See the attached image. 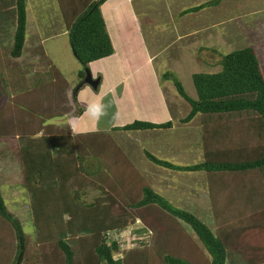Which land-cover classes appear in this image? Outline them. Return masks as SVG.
<instances>
[{"label": "trees", "instance_id": "trees-1", "mask_svg": "<svg viewBox=\"0 0 264 264\" xmlns=\"http://www.w3.org/2000/svg\"><path fill=\"white\" fill-rule=\"evenodd\" d=\"M56 1L71 49L81 65V81L89 63L114 52L100 10L103 0ZM219 2L212 0L188 11ZM26 30V0H0V168L7 160L21 166L17 183L31 194L36 228V236L31 239L18 216L8 209L0 189V264H264L261 247L245 246L258 252L248 259L242 248L241 254L227 242L228 225L243 224V212L247 211L218 212L227 201L223 192L230 196L237 189L247 195L246 201L258 203L264 211V74L252 45L223 55L219 72L194 73L195 99L176 76L164 74L191 106L183 123L201 114L219 124L218 129L208 124L205 127V136L212 138L213 144L208 139L205 142L204 161L177 165L146 152L152 163L164 168L207 173L217 225L213 230L197 214L155 192L111 132L71 135L70 128L50 123L65 115H79L83 109L71 103L69 82L46 58L41 46L36 50L49 65L48 79L12 93L17 82H11L8 70L19 66ZM247 121L257 131L258 146L251 145V131L240 129ZM167 127L170 123L134 121L119 128L134 131ZM12 141L19 143L15 149ZM222 175H238L237 185L224 181L228 191L219 189ZM0 181H7L2 174ZM89 187L103 192L93 203L83 198ZM134 218H141L152 230L151 246L120 250L111 239V231L126 228ZM261 230L264 232V223Z\"/></svg>", "mask_w": 264, "mask_h": 264}, {"label": "crops", "instance_id": "crops-1", "mask_svg": "<svg viewBox=\"0 0 264 264\" xmlns=\"http://www.w3.org/2000/svg\"><path fill=\"white\" fill-rule=\"evenodd\" d=\"M28 1L29 0H26L27 9ZM209 1L212 0H103L100 5V10L111 38L114 52L112 55L93 61L88 65L93 77H99L100 79L96 89L86 84L79 89L76 87L73 91L72 94L76 100V105L83 109L82 113L79 115L72 114L62 116V123L56 125L70 128L71 135L91 132H111L113 136L114 132L115 141L121 147L125 141H128V138L122 135L125 134L124 132H129L133 137L132 140L135 141V151L137 152L138 148L141 147V154L139 155L138 152L136 158L137 162L131 159L135 167L137 168L136 165L139 164L150 167L158 172L160 175L158 178H153V181H163V179L166 178L168 182L170 178V180L174 182L176 181L174 178H180V180H182L184 177H194V180L191 179L188 184H192L193 180V183L196 182L197 185L195 188L193 187L192 189V186L189 185L185 188L186 186H184L182 182L180 185L185 188L186 198L191 199L190 193L194 192V194L192 193V197L201 198V201L207 200L211 207L210 214H213L212 220L214 228L216 229L217 225L214 219V209L211 203L210 178L205 171H176L146 162L149 160L146 157V152L154 156L156 155L153 153L159 155L165 153L164 155L171 158L164 156H162L163 158L161 156L156 157L177 165H191L186 162L193 156L190 151V146L187 145L189 148L183 152L178 149L174 150L171 146L172 144H169L173 142L164 135L163 131L169 132L177 129L182 137H189L190 131L193 133L191 142L193 143L192 146H194L195 133L199 131V127L195 124V120L197 118L200 120L202 115L197 114L190 122H182V119L189 113L191 106L189 109V103L177 93L173 82L164 78V74L171 73L177 77V75L184 70V67L191 68L189 73L192 75L199 72H219L221 70V59L223 55L222 44L224 38L222 39V36L224 35L223 30L226 29L224 25L226 22L232 21V17L222 19L220 16L221 6L225 3L234 1H240L243 6L247 5V1L245 2L244 0H220L216 5H207L198 10L188 11L193 7L200 6ZM256 1H259L257 7L252 8L249 12L252 15H255V13L256 15L260 14L261 6H264V0ZM262 11L264 12V10ZM224 12L228 14V8L224 9ZM240 14L244 16L243 18L249 16L245 10H242ZM31 21V19L29 21L27 15L25 52L17 63L24 57H28L29 60L34 63L40 61V59L46 61V59L39 57L40 50H36L41 46L46 58L63 74L62 67H64L65 63H61L60 60L49 55L51 47L45 49L43 46L44 43L53 41L59 37H63L64 45L62 49L65 48L67 42L69 45L63 19V28L61 27L60 21L55 22V24H57V22L59 24L60 33H50L42 36L39 29H42L43 26L37 24V29L35 23H31ZM32 27L35 28V33H32ZM236 31L237 29H235V32ZM228 43L230 44L225 46L231 49L232 40ZM62 52L68 61H75L74 67L78 69L80 63L74 56L71 46L69 45V47L63 49ZM204 53L207 55H216V53H218L220 55V60L210 59L206 56L203 57ZM57 63H60L62 66ZM19 66H21L19 70H17L18 77L21 78L19 80L21 83H28V85H30L29 87L37 85L46 79L44 76L45 74L43 75L42 72L41 74L35 72V75H33V77L30 75V78L26 75L23 76L26 70L22 65ZM9 73L12 83L19 81L10 71ZM35 78H38L39 81H36ZM70 92L71 88L69 85L67 91L69 97ZM191 94L192 95L189 96L195 99L196 95L193 93ZM182 99L185 101L184 104L180 103ZM105 101L112 105L113 112L107 127L104 128V126L100 124L103 116L99 120H96L90 116L88 109L90 105L97 103L105 106ZM206 120L208 123H206ZM134 121H144L155 124L170 123V127L134 130L133 132L131 130H121L119 128ZM50 123H52V121H50ZM207 124L214 129L219 128V124L215 119H209L205 116L202 125L204 135L207 134L205 130ZM115 128L116 130H114ZM139 133L140 137H138ZM137 139L139 140L138 142ZM258 139V137L257 139L254 138L251 145H260L257 142ZM11 144L13 145H11L13 149H15V146L19 145L16 141H12ZM166 145H169L166 148L168 150H163ZM124 146L122 148H125ZM160 146H162V150H159ZM202 161H204V159L192 164ZM182 174L184 175L182 176ZM232 178L231 180L234 182V185H237L236 178L238 180V175H234ZM165 185L166 184L162 185V189H158V186L154 187L152 184H150V187L171 203L175 204L174 194L171 193L174 189L170 188L168 190ZM217 186L219 189L228 191L226 187L219 185V183H217ZM234 188L236 189V187ZM178 189L180 188L178 187ZM223 193L228 201L232 197L235 200H245V198H247V195H245L243 191H239V189L232 191L230 196H227L225 192ZM101 195H103V192L95 195L93 202ZM14 196L16 197L17 195L14 193ZM183 197L185 196H182V200H177V204L183 203ZM87 198H89V196L85 197L86 202ZM233 202L236 207L235 209H231L228 205L223 204L222 207L224 209L218 212L222 215L223 213L243 212L241 207H239L234 200ZM178 207L195 214L199 212L197 209H192L188 206L186 208L178 205ZM244 211H249L247 212L249 215L246 217L243 224L242 222L228 223L227 242L232 246H236L241 254L242 248L248 256V259H250L252 255L258 252L248 250L245 246L255 249L261 247V249H264V232L261 230V225L264 223L261 221V219H264V211L261 212L258 203H253L252 205L248 203ZM260 252L261 255L264 256V250Z\"/></svg>", "mask_w": 264, "mask_h": 264}, {"label": "rangeland", "instance_id": "rangeland-1", "mask_svg": "<svg viewBox=\"0 0 264 264\" xmlns=\"http://www.w3.org/2000/svg\"><path fill=\"white\" fill-rule=\"evenodd\" d=\"M243 1V0H242ZM245 2L247 1V5H241L242 3L240 1H234V2H228L225 3L221 6V17L222 19L228 18V17H232L231 20L229 22H226V24L224 25V28H226L225 30H223L224 35L222 36L223 39V44H222V54L225 55L228 52L235 50V49H240L243 48L245 46H249L252 45L254 47V50L259 58V62L261 65V69L262 72L264 74V12L262 10H264V6H261V13L257 14L255 13V15L250 14L249 12L251 11L252 8L257 7L259 1L256 0H244ZM253 4V5H252ZM229 10V13L226 14V12H224V9ZM27 15L30 19L32 20L31 23H35L36 28L38 29V25L43 26L42 29H39V31L41 32V36L42 35H47L50 33H60L59 31V24L57 22V24H55L56 21H60L61 27L63 28V24H62V14H61V10L57 4L56 0H29L28 1V9H27ZM242 10H245V12L249 15L247 16V18H243L244 16L240 14V12ZM226 26V27H225ZM235 29H237V31L235 32ZM35 28L32 27V33H35ZM233 32V34H232ZM232 40V47L231 49H228L225 45H229L230 43H228L229 41ZM57 44H55V43ZM228 43V44H227ZM63 37H59L53 41H49L47 43H44L43 46L44 48H50L51 47V52H49V55H51L52 57H54L55 59H58L61 61V63H65L64 67H62V71H63V76L66 78V80L69 82L70 88H71V92H70V101L73 105H76V100L74 99V95L72 94L73 91L76 89V87L79 85V83L81 81H79L78 78V71L81 69V66L79 65L78 69H75V61L72 60L68 61L66 59V57L63 55V49H65L66 47L68 48V42L65 46V48L62 49L63 47ZM72 53V52H71ZM73 55V54H72ZM222 55V56H223ZM208 57L210 59H215V60H220V55L218 53H216V55L213 54H203V57ZM20 62V63H19ZM19 65H22L26 71L24 72L23 76L26 75L27 77L30 78L33 77V75H35V72L38 74H41V72L43 73V75L46 77V79H48L47 73H48V68L49 65L48 63H46V61H44L43 59L36 63L31 62L29 60L28 57H24L21 61H19ZM51 62V61H50ZM58 65L62 66L60 63H57ZM21 66H16V68H12L11 71L8 70V72L10 71L16 79H21L18 77V73L17 70H19ZM80 68V69H79ZM14 69V70H13ZM191 70V68H187L184 67V70L180 72L179 75H177V78L181 81L185 91L187 92L188 95H192L191 93L196 95V91H195V87L193 85L192 82V74L189 73V71ZM74 73V76H73ZM36 81H39L38 78H35ZM36 83V82H34ZM33 83V84H34ZM28 86V87H27ZM30 85H28V83L26 82H20L17 81V84H14V88L12 93L14 92H18L22 89L25 88H29ZM73 95V96H72ZM182 104L185 103V101L180 102ZM105 114L103 115L102 119H101V126L107 127L108 121L110 120V117L112 115V105L109 104V102L105 101ZM188 107L190 109V105L188 104ZM250 122V121H249ZM249 122H244L241 124L240 129L244 130V131H251V135L252 137H254L255 139H257V136L254 135L255 132H257L256 130H253V128H251L249 126ZM52 123L56 124H60L62 123V117L61 118H55L52 120ZM251 123V122H250ZM195 124L199 127L198 128V132L195 133V143L194 146H192V142H191V136L193 135L192 132L189 131V137H182L179 130H173V131H163L164 135L170 139L173 143H169L172 144L171 146L173 147L174 150L178 149L179 151L183 152L186 151L187 148H189L187 145L190 146V151L191 154H193V156L190 157L189 161H186L188 164H192L195 162H198L199 160H203L205 159V154H206V148H205V142L207 141V137L204 135L203 133V115L201 116L200 120L199 118H197L195 120ZM252 124V123H251ZM61 128H64V126H60ZM201 127V128H200ZM202 129V130H201ZM236 129V128H235ZM133 132V131H132ZM125 134L122 136L127 137L128 141L123 144V146L125 148H122L118 143V146L122 149L123 153L131 160H135V162H137L136 158L138 156V152L139 155L141 154V147L138 148V151H135V141L132 140V136L131 134H129V132H124ZM229 134H232V131H229ZM140 137V133L139 136ZM113 139L114 138V132H113ZM212 139V138H211ZM208 139V142L210 141V144H213L212 140ZM233 140L234 137L232 138ZM102 142L105 140V137H101ZM139 140L137 139V142ZM169 145H166V147L163 149L162 146L159 147V150H168L166 149ZM194 147V148H193ZM145 148V147H144ZM156 156H164V157H168L171 158L167 155H164L165 153L159 155L156 153H153ZM131 157V158H130ZM163 158V157H162ZM194 158V159H193ZM131 160V161H132ZM145 160V158H144ZM146 161V160H145ZM146 162L151 163V161L147 160ZM137 168L140 170L141 174L144 176L146 182L150 185L152 184L154 187L158 186V189H162V185L166 184L165 187L166 189H170L173 188V193L174 194V205L178 206H183L186 207L187 206L189 208L192 209H197L199 212L197 213L198 217L200 219H202L203 221H205L210 227H212V229L214 228V223L212 220V215L210 214V204L207 202V200H202L201 198H196V197H192V193L194 194V192H191V199L190 198H186V193L184 191L185 188H187V186H192L195 188L196 182L193 183L194 177H184V179L180 180L174 178V182H172L169 178V183L167 182V179L164 178L163 181H153V178H158V176L160 175L158 172H156L155 170L151 169L150 167H146L143 165H136ZM20 169L21 166L17 163L14 162L13 160L10 161H6L4 162V165L0 168V174H2L3 176L6 177V182L2 183L0 181V189L4 195V198L6 199V203L8 206V209L12 212L15 213L18 218L21 220L22 224H23V228L25 230V233L28 234V236L31 237V239H34V237L36 236V228L33 227V223H32V218H33V213L31 212V208H30V204L32 201V197L31 194L25 190H22L20 188V186L17 183V179L20 176ZM144 173H143V172ZM184 174H182L183 176ZM208 176V175H207ZM209 177V176H208ZM192 180V184H188V182ZM221 186H223L224 181H226V183H230L231 185H234V182L231 180V177L228 175H222L221 176ZM149 181V182H148ZM151 182V183H150ZM162 182V184H161ZM183 183L184 186H186L185 188L181 185L180 183ZM171 183V184H170ZM195 185V186H194ZM178 187L180 189H178ZM94 187H92L90 189L87 188V192H85L84 190L82 191V193L85 192L87 198V202H93L94 200V196L98 195L99 193H101L102 191L97 190V189H93ZM14 193L17 195L16 197L14 196ZM183 197V203L177 204V200H182V196ZM83 196L84 200L85 197ZM188 197V196H187ZM233 200L236 202V204L241 207V210L244 211L247 208L248 205V201H246L243 199H238L235 200L232 198L229 199V201H224V204L228 205L229 208L231 209H235V204L233 202ZM105 202V201H104ZM113 202L110 200V203ZM191 202V203H189ZM115 207H118V203L117 202H113ZM117 203V204H116ZM186 203V204H185ZM194 205H193V204ZM212 203V201H211ZM192 204V205H191ZM213 204V203H212ZM187 205V206H186ZM191 205V206H189ZM120 211V209H119ZM123 212L124 209H123ZM249 212V211H247ZM247 212H243V216L246 217L249 215ZM135 220H133L134 222L132 224H130L129 226H127L124 229H121L120 231H111V239H119V240H127L130 236H131V232H136L137 230H143L140 233H137V237H138V241L142 242V245L140 247L144 248V247H149L151 246V240L153 237V232L151 229H149V227H146L144 222L141 220V218H134ZM187 228L189 229V231H191L190 227L187 226ZM148 229L150 230V232L148 231ZM193 237L194 234L191 231L190 232ZM122 234V236L120 235ZM71 244L73 245V242H71ZM120 254H118V256L120 257ZM123 255V254H122Z\"/></svg>", "mask_w": 264, "mask_h": 264}, {"label": "built area", "instance_id": "built-area-1", "mask_svg": "<svg viewBox=\"0 0 264 264\" xmlns=\"http://www.w3.org/2000/svg\"><path fill=\"white\" fill-rule=\"evenodd\" d=\"M137 233L131 232V236L127 240H125V239L124 240L114 239V240L117 242V245L119 246L120 250H123L125 248L141 247L142 242L138 241ZM120 235L122 236V234H120ZM122 257H123V255L121 253L120 258H122Z\"/></svg>", "mask_w": 264, "mask_h": 264}, {"label": "water", "instance_id": "water-1", "mask_svg": "<svg viewBox=\"0 0 264 264\" xmlns=\"http://www.w3.org/2000/svg\"><path fill=\"white\" fill-rule=\"evenodd\" d=\"M100 79L99 77L93 78V75L89 69H85V76L77 86V89L84 85H89L91 88L96 89L99 85Z\"/></svg>", "mask_w": 264, "mask_h": 264}, {"label": "clouds", "instance_id": "clouds-1", "mask_svg": "<svg viewBox=\"0 0 264 264\" xmlns=\"http://www.w3.org/2000/svg\"><path fill=\"white\" fill-rule=\"evenodd\" d=\"M88 69H89V67H88ZM88 112H89V114H90V116L92 118H94L96 120H99L105 114V107H104V105H102L100 103H97V104H94V105H90L89 109H88Z\"/></svg>", "mask_w": 264, "mask_h": 264}]
</instances>
